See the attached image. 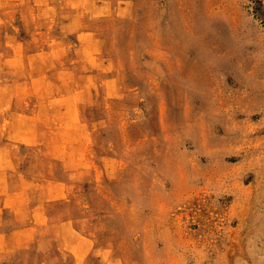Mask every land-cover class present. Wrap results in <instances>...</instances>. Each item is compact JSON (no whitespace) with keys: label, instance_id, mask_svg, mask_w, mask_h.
I'll return each instance as SVG.
<instances>
[{"label":"rangeland","instance_id":"rangeland-1","mask_svg":"<svg viewBox=\"0 0 264 264\" xmlns=\"http://www.w3.org/2000/svg\"><path fill=\"white\" fill-rule=\"evenodd\" d=\"M0 264H264V0H0Z\"/></svg>","mask_w":264,"mask_h":264}]
</instances>
